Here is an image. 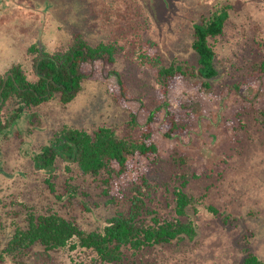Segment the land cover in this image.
<instances>
[{"label":"trees","instance_id":"trees-1","mask_svg":"<svg viewBox=\"0 0 264 264\" xmlns=\"http://www.w3.org/2000/svg\"><path fill=\"white\" fill-rule=\"evenodd\" d=\"M93 1L99 6L88 3L84 8L82 0H28V8L4 13L3 30L11 34L16 24L20 45L18 59L0 78V264H141L139 254L146 250L198 237L193 218L198 200L181 186L173 188L170 212L164 214L150 205L157 185L143 174L126 179L134 172L136 159L157 153L149 140L150 129L132 137L134 115L126 132L107 126L88 131L62 120L42 125L46 118L39 112L42 105L56 99L57 105L49 107L60 109L73 101L81 81L90 75L84 67L96 62L111 66L120 50L113 41L91 45L74 28L81 19V26L92 33V19L104 11L116 24L115 14L125 16L134 1ZM222 9L192 25L188 53L195 55L196 65L177 57L166 66L152 62L158 67L155 79L163 94L176 77L205 86L215 82L216 54L210 40L223 32L227 15ZM110 75L124 94L118 74L110 70ZM160 112L165 106H157L147 117L148 126ZM257 113L264 125V109ZM165 119L166 128L160 126L157 133L167 139L178 137L183 128L173 118ZM192 177L181 174L182 185ZM205 210L221 215L212 206ZM241 264L264 262L247 252Z\"/></svg>","mask_w":264,"mask_h":264},{"label":"rangeland","instance_id":"rangeland-1","mask_svg":"<svg viewBox=\"0 0 264 264\" xmlns=\"http://www.w3.org/2000/svg\"><path fill=\"white\" fill-rule=\"evenodd\" d=\"M27 1L0 0V78L18 59L20 45L16 24L11 34L4 32V13L28 8ZM132 1L125 16L115 14L116 24L108 11L92 19V33L81 26V19L76 23L74 30L83 35L81 39L91 45L113 41L120 50L111 66L96 62L84 67L90 75L81 81L73 101L60 109L49 107L57 105L56 99L42 105L39 112L46 117L42 125L62 120L88 131L107 126L126 132L134 115L132 137L151 130L156 155L136 159L134 172L126 179L143 174L157 185L150 205L164 214L170 212L173 188L181 186L198 200L193 211L198 237L146 250L139 254L141 264H241L247 252L264 262V125L257 113L264 109V68H259L264 62V0ZM88 3L96 8L100 2L82 0L84 8ZM222 8L227 15L223 32L210 40L216 54L215 82L205 86L176 77L163 94L155 79L158 67L152 62L166 66L177 57L196 65L195 55L188 53L192 25ZM77 13L78 19L82 10ZM110 70L118 74L124 94ZM22 71L31 78L29 71ZM161 105L165 112L154 114L148 126L147 117ZM165 118L183 128L178 137L167 139L157 133L160 126L166 128ZM181 174L195 177L182 185ZM207 206L216 208L220 217L208 213Z\"/></svg>","mask_w":264,"mask_h":264}]
</instances>
